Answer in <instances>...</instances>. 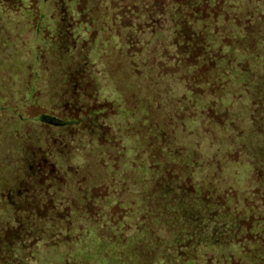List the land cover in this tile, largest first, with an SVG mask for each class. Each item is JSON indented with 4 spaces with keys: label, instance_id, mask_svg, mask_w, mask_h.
<instances>
[{
    "label": "trees",
    "instance_id": "obj_1",
    "mask_svg": "<svg viewBox=\"0 0 264 264\" xmlns=\"http://www.w3.org/2000/svg\"><path fill=\"white\" fill-rule=\"evenodd\" d=\"M6 13L33 34L25 71L53 80L0 96L39 124L15 140L24 180L0 191V264H264V0Z\"/></svg>",
    "mask_w": 264,
    "mask_h": 264
},
{
    "label": "rangeland",
    "instance_id": "obj_2",
    "mask_svg": "<svg viewBox=\"0 0 264 264\" xmlns=\"http://www.w3.org/2000/svg\"><path fill=\"white\" fill-rule=\"evenodd\" d=\"M22 16L21 14L19 17L17 14L6 13L5 18L0 20V25H3L2 29L0 28V96L6 95L10 88L14 91L21 88L22 81L26 75H28V79L30 80L32 79L30 75L35 71L37 75H35L34 79L37 80V84L44 82L48 84L50 80H53V72L46 69L44 71L39 65L35 69L33 68L30 70V72L25 71L28 66L31 65L30 60L28 61V59H26L30 54H28L26 50L28 49L33 34L29 31L30 26H25L23 22L13 21L14 17L22 20ZM4 41L8 42L7 45ZM11 43L22 52L20 53V57L15 56L12 59L13 55L11 57V49L7 47ZM17 58H20L17 61L20 63H15V65L13 60ZM11 64L17 67L15 71L16 75L10 74L9 65L11 66ZM25 101L24 98L22 99L20 97L14 102L9 99L5 107L18 105L20 108ZM6 108H0V191H7L10 193V189L16 188L19 181L24 180L23 171L26 165H30L29 152H24L19 149V147L15 146V140L21 139L19 138L21 135H26L27 128L30 125L36 126L38 121H35V123H33L34 121L17 123L12 120L15 116L8 113L5 110ZM21 115L22 117L24 116L23 114Z\"/></svg>",
    "mask_w": 264,
    "mask_h": 264
}]
</instances>
